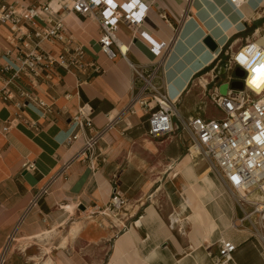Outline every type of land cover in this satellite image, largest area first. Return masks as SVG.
I'll return each mask as SVG.
<instances>
[{"label": "crops", "instance_id": "obj_1", "mask_svg": "<svg viewBox=\"0 0 264 264\" xmlns=\"http://www.w3.org/2000/svg\"><path fill=\"white\" fill-rule=\"evenodd\" d=\"M141 1L149 6L142 30L171 44L163 65L168 91L180 85L175 100L214 60L208 50L194 49V32L212 34L220 48L237 49L264 31V0H244L240 8L230 0ZM68 25L85 62L96 61L102 72L81 84L75 72L57 67L48 80L17 79L13 101L0 97V252H9L6 264H216L223 239L237 246L234 264H264L253 230L231 228L243 216L233 197L211 169L204 172L203 163L186 158L188 136L177 131L149 140L147 111L139 104L128 111L131 68L121 57L111 61L101 53L96 21L73 17ZM8 34L0 26L1 49ZM119 39L129 47L131 63L161 60L125 25ZM18 89L35 93L50 112L26 101L18 108ZM84 105L94 111V130L86 136L111 125L99 142L96 169L75 159L83 137L67 143L78 129L72 117ZM115 183L127 199L117 217L101 213ZM46 234L49 241H36Z\"/></svg>", "mask_w": 264, "mask_h": 264}, {"label": "built area", "instance_id": "obj_2", "mask_svg": "<svg viewBox=\"0 0 264 264\" xmlns=\"http://www.w3.org/2000/svg\"><path fill=\"white\" fill-rule=\"evenodd\" d=\"M230 2L238 8L244 4V0ZM148 11L149 6L141 0H124L121 3L115 0L111 3L108 0H0V26L9 31L6 37L8 46L0 48V60L5 59V63L0 62V83L3 84L0 97L4 102L13 101L15 94L12 86L17 79L25 76L31 81L48 80L57 67L75 72L81 84L100 74L102 69L96 61L85 62L84 49L77 44L68 25V20L73 17L93 18L99 28L97 44L101 53L111 61L121 57L131 68L133 97L128 111L134 113L138 104L147 111L148 136L151 139L168 137L177 131L188 136V154L194 149L197 152L194 156H201L208 163L243 213L241 218L232 222L231 228L243 229L248 225L264 257V89L257 91L247 85L251 68L241 63L245 57L251 61L257 53L264 54V32L237 49L225 45L227 48L219 47L213 53L214 63L211 66L215 62L220 63L219 59L226 48L224 69L229 86L227 95L220 94L219 65L214 66L210 81L205 80L206 86L212 85L207 102L220 116L214 117L208 103L203 100L194 115L185 117L178 108L183 95L174 102L167 88L163 60L169 55L171 44L157 43L142 30ZM57 15L59 19H56ZM121 25L131 29L135 37L138 34L148 41L152 53L161 60L146 66L131 63L128 59L129 47L126 46L127 50L123 51L120 46ZM175 32L178 30L175 29ZM47 45L60 46L61 50L55 54L53 49L45 47ZM262 60L264 55L256 59L252 67L258 66ZM238 69L243 72L242 77L237 76ZM232 73L237 77H233ZM7 74H12L9 79H5ZM199 75L197 73L196 76ZM197 77L191 80L188 89L195 83H201ZM235 82H241L242 88L234 87ZM18 95L23 99L16 103L18 108L24 107L26 101L46 108L48 112L51 110V106L35 93L18 89ZM93 114V109L88 105L79 108L72 117L78 129L67 143L83 137V148L75 159L85 160L92 169H96L100 156L99 142L111 125L86 136L85 131L94 130ZM45 192L39 193L35 201L41 199ZM126 206L127 199L115 183L110 201L101 213L117 217ZM236 250L237 246L232 241L223 239L219 243L216 264H234Z\"/></svg>", "mask_w": 264, "mask_h": 264}, {"label": "rangeland", "instance_id": "obj_3", "mask_svg": "<svg viewBox=\"0 0 264 264\" xmlns=\"http://www.w3.org/2000/svg\"><path fill=\"white\" fill-rule=\"evenodd\" d=\"M264 32V31H262ZM202 34V33H201ZM204 35V34H202ZM228 46V45H227ZM227 46H225L227 48ZM226 48L223 49V53L220 57V63L215 62V64L213 66L207 67L205 68L204 71H202L200 73V75L197 77V80L201 81L200 84L197 85V83L193 84L192 86L189 87V89L185 92V94L181 97L180 101L178 102V108L179 110H181V114L185 117H189L192 116L193 114H195V109H197V107L200 106V102H207V98H208V94L210 89L212 88V85H208L206 86L205 80L210 81V76L212 75V70L214 68V66L219 65L218 68L220 67V69L217 71L218 75L221 76V81L219 82V86H220V94L226 96L229 90V86L226 83L227 81V76H225L226 71L224 69V62H225V51ZM212 57V55H211ZM210 57V58H211ZM209 58V59H210ZM181 65L177 64L176 65V71L180 70ZM222 68V69H221ZM176 71H170L169 75H168V80H172V78L175 75ZM233 77H237L236 74H231ZM202 78V79H200ZM180 88V85H172L170 88V96L172 99H174L175 97L178 96L180 90H178ZM178 90V91H177ZM208 103V102H207ZM208 109L210 110V112H213L212 115L214 117H219L220 114L210 106V104L208 103ZM149 140H152L149 136L147 137ZM201 162L203 163V171L205 172L206 170L209 171L210 170V166L208 165V163L206 161H204L202 159L201 156H194V160L193 162ZM210 174H214V172L211 170ZM47 237V238H46ZM45 238V239H44ZM51 238L50 235L46 234L44 235L42 238H40L39 240L36 241H49ZM44 239V240H42ZM7 254L9 255V252L5 251H1L0 252V264H6L7 263Z\"/></svg>", "mask_w": 264, "mask_h": 264}, {"label": "clouds", "instance_id": "obj_4", "mask_svg": "<svg viewBox=\"0 0 264 264\" xmlns=\"http://www.w3.org/2000/svg\"><path fill=\"white\" fill-rule=\"evenodd\" d=\"M261 55L264 54L257 53L256 57L251 61H249L247 57H245L241 61V63L244 64L246 67L251 68L252 74L248 77L246 81L247 85L257 91L264 89V60H262L261 63L256 67H252V64H255L256 59H259Z\"/></svg>", "mask_w": 264, "mask_h": 264}, {"label": "water", "instance_id": "obj_5", "mask_svg": "<svg viewBox=\"0 0 264 264\" xmlns=\"http://www.w3.org/2000/svg\"><path fill=\"white\" fill-rule=\"evenodd\" d=\"M197 32L198 31L192 34V39H194V42L192 41V43H196L194 49L200 48L201 50H208L210 53H215L219 49V43L212 34L202 35L201 33L197 34ZM236 74L239 77L243 76V72L239 69L236 71ZM234 87L242 88V83L235 82Z\"/></svg>", "mask_w": 264, "mask_h": 264}, {"label": "bare ground", "instance_id": "obj_6", "mask_svg": "<svg viewBox=\"0 0 264 264\" xmlns=\"http://www.w3.org/2000/svg\"><path fill=\"white\" fill-rule=\"evenodd\" d=\"M120 46L122 47V49H123V51H126L127 50V47H126V45L125 44H120ZM213 54V53H212ZM213 58H214V55H213ZM214 63V60H213V62L208 66V67H210L212 64ZM200 74V73H199ZM188 89V88H187ZM180 95H183V94H181L180 93ZM180 97V96H179ZM178 97V98H179ZM178 100V99H177ZM177 100H175V99H173V101L175 102V101H177ZM197 154V152L194 150V149H192V153L191 154H188L187 155V159L190 161V162H192V157L194 156V155H196ZM189 166V165H188ZM187 172H188V170H187ZM189 173V172H188ZM227 192V191H226ZM257 198H259L258 196H256ZM192 199V198H191Z\"/></svg>", "mask_w": 264, "mask_h": 264}, {"label": "snow or ice", "instance_id": "obj_7", "mask_svg": "<svg viewBox=\"0 0 264 264\" xmlns=\"http://www.w3.org/2000/svg\"><path fill=\"white\" fill-rule=\"evenodd\" d=\"M108 2H109V3H111V2H112V0H108Z\"/></svg>", "mask_w": 264, "mask_h": 264}]
</instances>
